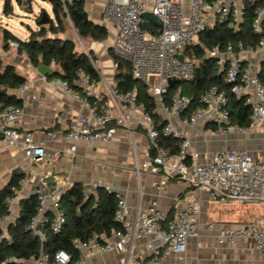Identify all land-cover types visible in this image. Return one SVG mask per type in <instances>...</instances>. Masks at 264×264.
<instances>
[{"label":"built area","instance_id":"1","mask_svg":"<svg viewBox=\"0 0 264 264\" xmlns=\"http://www.w3.org/2000/svg\"><path fill=\"white\" fill-rule=\"evenodd\" d=\"M77 1L80 0H60V3L67 12ZM209 7L213 8L215 17L219 19L226 18L230 12V7L223 0L211 4L205 0H189L187 10L181 0H106L102 8L100 24L114 30L111 45L113 55L129 65L132 78L144 84L156 103L168 114H184L192 101L190 95L182 94L179 90L170 96L168 108L163 106L162 98L169 88L168 81H176L175 86L179 81L195 77L198 61L184 56L183 51L186 47L197 45L198 35L211 25H207L205 21V11ZM146 11L151 12L159 23L158 27L151 26V32L142 27L141 13ZM263 18L264 3L255 9L252 25L254 32L260 31ZM8 44L17 48L14 41H9ZM259 46H264V38L260 39ZM237 47V53L248 51L243 49L240 42ZM74 51L84 53L90 63H93L92 56L81 42L74 44ZM233 53L231 46H227L224 51H219L216 47L207 51L209 56L218 58L221 67L227 65L225 81L231 84L230 92L237 97H246V103L250 106L248 128L230 123L228 110L225 108L227 97L215 84L201 94L200 105L186 113L188 125L199 124L209 116L225 133L245 134L254 129L264 130V84L257 74H252L248 67L243 66V59L233 57ZM177 55H181L182 59ZM40 79L49 85L63 88L66 95L89 109L93 121L100 127L95 130L75 123L61 133L63 139L72 143L67 149L68 154L75 152L79 142H110L117 127H128L133 117L141 116L144 133L151 147L144 160L140 161L134 156L136 175L140 170L146 169L161 173L164 177L177 176L196 189L206 191L208 200L213 202L260 203L263 208L260 216L235 227L220 228L215 239L220 245L233 244L240 239L248 240L264 255V153L255 157L243 149L216 151L207 162L200 163L198 152L192 149L188 139H184L178 153L169 154L157 145L156 122L138 102L134 91H121L115 85L99 89V82L82 69L76 71L75 90L58 77L40 75ZM28 86L29 83L25 81L16 88L17 93H22ZM20 113L21 109L16 105L0 109V140L22 151L30 162H39L45 155L41 143L33 141L30 133L15 128L14 124ZM161 133L178 136L169 123L162 128ZM46 135L49 138L59 136L53 130L47 131ZM67 186L68 182L61 181L50 190L36 194L37 204L26 230L33 238L38 239L41 251L44 239L42 227L49 225L53 233H58L65 223L59 199ZM98 186H101L100 183L90 184L93 190ZM10 189L14 196L6 199V214L0 215V228L9 220L11 202L17 192L15 187ZM115 196L113 219L119 225V229L114 232L115 240L93 233L83 241L76 239L72 242V249L77 251L74 259L69 252L57 250L53 253L51 262L48 261V254L40 253L30 263L85 264L86 255L124 251L136 239H144L146 250L164 257L169 252H183L187 239L198 235L200 206L194 201L187 200L184 207L172 216L160 210L156 201H152L147 209L137 208L129 218L126 199L120 194ZM9 261L15 259L11 258Z\"/></svg>","mask_w":264,"mask_h":264},{"label":"crops","instance_id":"2","mask_svg":"<svg viewBox=\"0 0 264 264\" xmlns=\"http://www.w3.org/2000/svg\"><path fill=\"white\" fill-rule=\"evenodd\" d=\"M18 1L19 3L16 0H10L12 14L4 15L3 0H0V16L7 18L23 17L25 13L34 14L31 6L34 0ZM181 1L187 10L189 0ZM216 1L219 0L212 2ZM243 1L245 0H223L233 10L237 19L240 16ZM83 2L88 20L100 24L101 11L106 0H83ZM16 9L20 14L14 12ZM46 14L50 18L53 17L52 11L51 15L47 12ZM36 16L33 15L34 22ZM214 19L213 8L209 7L205 11L207 25L212 24ZM263 20L264 18L261 22ZM0 23H2L1 27L12 33L4 21ZM66 24L64 22L63 31L55 35L47 32V37L69 39L74 44L77 41L81 42L83 48L93 58L92 65L99 76V89L107 85H115V64L111 49L114 30L107 28L108 35L103 41L83 39L86 40L84 45L82 41H79L81 38L75 39L69 34ZM38 29L37 24L35 29L26 25L27 32L21 40H27L30 32ZM247 50L243 53L234 52L233 57H241L243 66L248 67L252 74H257L261 67H264V46ZM0 60L3 64L12 65L15 71L29 83L28 88L22 93H17L16 88L12 91L21 101L19 106L21 113L15 121V128L30 133L33 141L41 143L45 152L43 160L30 162L22 151L0 140V189L8 184L13 172L23 174L19 182L20 187L11 202L12 210L9 220L0 228L3 232L16 220L21 199L36 195L39 191H48L61 181L69 183L65 189L73 184H80L88 195L93 191L90 184L96 182L100 183L104 189L120 194L126 199L130 211L129 218L133 216L137 208L147 209L152 201H156L158 208L169 216L182 209L187 200L196 202L200 206L197 221L198 235L187 239L185 249L181 253L169 252L166 256L160 257L158 253L145 249L144 239H136L131 246L127 245L124 251L86 255L85 264H264V255L251 241L240 239L233 244L220 245L215 239L220 228L235 227L260 216L263 211L260 203L213 202L208 200L206 191L196 189L177 176L164 177L161 173H153L146 169L140 170L136 175L134 156L136 155L140 161L144 160L151 147L144 133L141 116L133 117L128 127H117L110 142L97 144L79 142L76 144L75 152L72 155L68 154L67 149L72 143L63 139L61 133L75 123H81L95 130L100 128L93 121L89 109L66 95L63 88L42 81L40 74L29 63L26 55L18 52L17 49L13 51L5 47L1 36ZM48 67L58 70L53 64ZM155 114L156 120L171 124L181 142L184 139L190 141L192 149L199 154L200 163L207 162L216 151L243 149L255 157L264 153V149L259 150L253 147L254 143L258 145V142L262 141V138L254 140L252 135L253 131L260 129H254L245 134L225 133L209 116H206L199 124L188 125L186 113L168 114L158 104ZM49 130L55 131L59 136L49 138L46 135ZM107 239L115 240L114 232ZM129 248L130 251H128ZM27 264H31L30 261Z\"/></svg>","mask_w":264,"mask_h":264},{"label":"trees","instance_id":"3","mask_svg":"<svg viewBox=\"0 0 264 264\" xmlns=\"http://www.w3.org/2000/svg\"><path fill=\"white\" fill-rule=\"evenodd\" d=\"M51 5L53 17L48 19L44 25L39 24L42 11L35 17V23L39 29L31 31L27 40H21L7 29L0 26V36L5 47L9 46V41L17 43V51L23 52L29 63L33 67L38 65H56L58 70L54 71L50 77H58L66 81L72 89L74 85L76 71L82 69L89 73L95 80H99L98 72L82 52L74 51V43L69 39L58 37H47V32L57 34L63 31L64 22L68 20L81 39L92 41H103L107 38V28L102 24L93 23L82 18L84 12L83 0L75 2L65 12L60 0H47ZM211 4L213 0H205ZM19 3L18 0H16ZM264 0H245L242 3L240 16L237 19L233 10L224 19L215 17L213 23L207 26L199 35L198 43L195 46L186 47L183 55L188 58H195L198 61L199 74L188 81H179L172 88H168L162 98L163 106L169 107L170 96L179 90L182 94L190 95L192 101L185 113L197 108L200 105L201 94L210 86L217 85L224 91L227 97L225 108L228 110L230 123L248 128L250 120V106L246 103V97H237L230 92L231 84L225 81V68L218 63V58L209 56L207 51L216 47L219 51H224L227 46H231L233 52L239 48L240 42L243 49L255 50L259 46L261 38H264V20L260 24V31H253V21L255 9L262 5ZM29 4V3H28ZM2 13L12 14L10 0H3ZM115 64L114 84L121 91H134L138 102L156 122L158 137L157 145L161 146L169 154H177L181 140L174 135H163L162 128L167 124L163 120H156L155 108L157 103L148 92L147 87L132 78L130 67L126 62L117 59L113 55ZM258 78L264 84V67L257 73ZM25 82V78L19 75L10 64H3L0 60V109L9 106H20L21 101L13 90ZM5 89V91H3ZM23 174L13 172L8 184L0 189V215L6 214V199L13 197L11 187L17 190L20 187V180ZM60 207L65 216V223L58 233H53L49 225L42 227L44 235L42 251L37 238H33L26 230V225L35 211L37 204L36 195L21 199L20 211L16 220L9 224L6 231L0 229V264H27L40 256V253L50 256L57 250H65L71 254L72 259L77 256V251L72 249L74 240H85L93 233L109 237L119 229V225L114 221L113 214L116 206V196L114 193L101 186L95 188L88 195L80 184H73L65 189L59 199ZM14 258L15 261H9Z\"/></svg>","mask_w":264,"mask_h":264},{"label":"rangeland","instance_id":"4","mask_svg":"<svg viewBox=\"0 0 264 264\" xmlns=\"http://www.w3.org/2000/svg\"><path fill=\"white\" fill-rule=\"evenodd\" d=\"M32 6V12L35 15H38L40 10L42 12H47L49 15H51V6L50 3L48 1H44V0H34L31 3ZM16 7V5H15ZM16 13L20 12L16 9V11H14ZM24 14V13H23ZM22 14V15H23ZM31 13L28 14H24L23 17H17V16H12V17H2L0 16V21H4L7 26L9 27L10 31L16 35L17 37H19L20 39H23L25 33L27 32L26 30V25H29L31 28L35 29L36 28V23L33 20V15ZM66 29L69 30V34L73 35L75 37V39H78V35L76 34L75 30L73 29V27L71 26V24L68 22V20H66ZM2 24V23H0ZM80 39V38H79ZM77 41V40H76ZM80 41H82V43L84 44L86 42V40L80 39ZM85 45V44H84ZM9 48L13 49V51L16 50V48L10 47ZM252 133V132H251ZM254 136V140L258 139V138H262V141H257L258 145L256 143L253 144V147L259 150H263L264 149V131L263 130H256L253 131ZM227 204V203H225Z\"/></svg>","mask_w":264,"mask_h":264},{"label":"water","instance_id":"5","mask_svg":"<svg viewBox=\"0 0 264 264\" xmlns=\"http://www.w3.org/2000/svg\"><path fill=\"white\" fill-rule=\"evenodd\" d=\"M82 18H83L84 20H88L87 15H86L85 12L82 13ZM141 18L143 19V21H142V27L145 28V29H146L147 31H149V32H151V26H152V25H154V26H156V27L159 26L158 21L156 20L155 16H154L151 12L146 11V12L141 13ZM48 19H49L48 15H47L45 12H43V13L41 14V18H40V20H39V24H40V25H44V24H46V23L48 22ZM177 57H178L179 59H182V56H181V55H177ZM36 71H37L41 76H46V77L48 76V77H50L51 74H52L55 70H52L50 67L45 66V65H38V66L36 67ZM198 74H199V69L196 68V70H195V77H197ZM175 83H176V81H174V80H170V81H168V86H169V88H172V87L174 86ZM3 91H5V89H3ZM110 192H111V193H114L113 191H110Z\"/></svg>","mask_w":264,"mask_h":264}]
</instances>
